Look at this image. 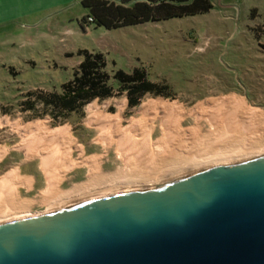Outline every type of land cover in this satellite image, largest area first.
Wrapping results in <instances>:
<instances>
[{
    "label": "rangeland",
    "instance_id": "1",
    "mask_svg": "<svg viewBox=\"0 0 264 264\" xmlns=\"http://www.w3.org/2000/svg\"><path fill=\"white\" fill-rule=\"evenodd\" d=\"M209 1L212 9L205 15L112 31L88 24L81 29L79 23L85 11L78 0L49 2L48 7L33 15L2 21L0 151L3 154L0 157V178L12 174L20 180V175L30 169L40 181L42 173L35 155L49 151L58 155L60 164L63 160L74 164V168L82 163L89 164L90 159L102 152L101 147L93 143L98 131L88 125L89 115L95 110L106 115L120 112L121 126L127 127L131 118L138 117L139 106L145 100L175 104L182 109L181 129H191L199 134L197 139L189 138L187 134L179 139L187 143L199 141L198 144L202 142L204 145L214 141L210 128L204 124L193 126L186 114L197 104L213 98L232 97L246 108L259 112L264 123V54L259 48L264 45V0ZM83 50L103 56L105 71L110 78L118 70L129 74L133 69H142L146 80L158 87L161 96L145 94L135 107H129L126 94L117 95L118 85L111 79L112 98L95 100L76 113L54 115L50 108L35 103L34 98H26L28 93H60V86L72 79L80 62L77 52ZM26 101L28 105L33 103V110H26ZM36 127L51 132L64 130L72 142L52 146L31 139L25 130ZM155 130L152 140L157 135ZM219 131L217 139L239 143L240 139L233 133ZM253 146L264 148V127ZM90 147L96 154L83 160L82 151L87 156L92 152ZM117 164L110 152L100 157L95 170L111 174ZM60 166L58 172L53 171V189L63 174ZM18 186L15 197L22 198L23 190ZM53 199L62 198L51 197L49 201ZM16 202L24 204L23 213L27 217L50 211L45 205V209H28L29 203L15 199Z\"/></svg>",
    "mask_w": 264,
    "mask_h": 264
},
{
    "label": "water",
    "instance_id": "2",
    "mask_svg": "<svg viewBox=\"0 0 264 264\" xmlns=\"http://www.w3.org/2000/svg\"><path fill=\"white\" fill-rule=\"evenodd\" d=\"M0 264H264V156L0 223Z\"/></svg>",
    "mask_w": 264,
    "mask_h": 264
},
{
    "label": "bare ground",
    "instance_id": "3",
    "mask_svg": "<svg viewBox=\"0 0 264 264\" xmlns=\"http://www.w3.org/2000/svg\"><path fill=\"white\" fill-rule=\"evenodd\" d=\"M139 107L138 117L131 118L127 127L121 126L120 112L116 115H106L96 110L91 111L88 125L94 126L98 131L93 143L101 147L102 156L112 152L118 166L114 173L100 179L96 175L95 164L102 158L101 155L90 159L89 164L82 163L81 166L89 170V182L84 183L80 189L64 194L62 199L49 201L55 183L53 171L58 172L57 168L62 165L60 173H66L75 165L65 160L61 164L58 163V155L52 151L35 155V158L39 159L40 171L48 185L42 195L47 200L43 205L49 212L87 199L158 185L204 169L264 156V148L253 146L261 137L264 127L262 116L232 97L213 98L204 104H197L186 114L187 118L192 120L193 126L204 124L210 128L214 141L206 145L202 142L198 144L199 141L193 143L192 140L187 143L179 139L186 134L189 138L197 139L199 134L191 129H181L182 109L177 108L175 104L148 99ZM155 128L157 135L152 140ZM219 130L224 131L223 133H233L240 139L239 143L217 139L216 135L219 134L216 133H219ZM25 133L31 139L41 140L52 146L72 142L70 135L64 130L51 132L36 127L34 130L27 128ZM2 154L1 150L0 157ZM26 181L16 180L12 174L0 178V223L27 217L23 213L24 204L15 203V188L25 185Z\"/></svg>",
    "mask_w": 264,
    "mask_h": 264
},
{
    "label": "trees",
    "instance_id": "4",
    "mask_svg": "<svg viewBox=\"0 0 264 264\" xmlns=\"http://www.w3.org/2000/svg\"><path fill=\"white\" fill-rule=\"evenodd\" d=\"M79 4L85 11L80 28L88 24L106 31L205 15L212 9L209 0H79ZM259 48L264 54V45ZM77 56L80 62L72 79L60 86V93H28L26 98H34L35 103L50 108L54 115H62L76 113L95 100L112 98L111 79L118 85L117 95L126 94L129 107H135L145 94H162L146 80L142 69H133L129 74L118 70L110 78L100 53L83 50ZM26 104V110H33V103Z\"/></svg>",
    "mask_w": 264,
    "mask_h": 264
},
{
    "label": "crops",
    "instance_id": "5",
    "mask_svg": "<svg viewBox=\"0 0 264 264\" xmlns=\"http://www.w3.org/2000/svg\"><path fill=\"white\" fill-rule=\"evenodd\" d=\"M55 1L57 0H0V25L6 20L11 21L12 17H17V16L26 17L29 15H33L34 13L41 11L45 7H48L49 2H55ZM90 150L92 152L87 156L83 151L81 155V157H83L82 158L83 160L88 157H92L93 155L96 154V151H94L92 147H90ZM81 169L83 171H81ZM88 174H89V170L85 166H79L67 173H63L60 176L61 179L59 180L58 185L54 187L50 195V198L51 197L55 198L56 196L64 198V194L66 195V193L68 194L70 192H73L74 190L80 189L81 186L85 185L84 183L87 184L89 182V178L87 176ZM19 175H20V170H19ZM96 175L101 179V178H105L107 175H109V173H104L103 171L98 170L96 172ZM20 177L24 181L27 180L25 182V185L23 184L19 186V189L23 190L24 197L19 198V196H16L15 199H18L20 202L23 201L25 203H29L27 205L28 209L34 207L44 208L43 203H45V201L47 200L45 197H43L42 193L47 189L48 185L43 175L41 174L40 175L41 180L37 181L36 180L37 175H35L34 173L32 174L30 169H26L25 174L20 175ZM56 193L58 195H56Z\"/></svg>",
    "mask_w": 264,
    "mask_h": 264
}]
</instances>
